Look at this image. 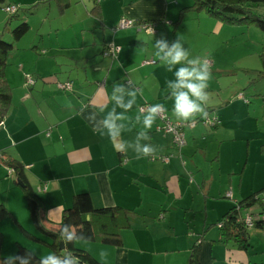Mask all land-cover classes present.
I'll use <instances>...</instances> for the list:
<instances>
[{
    "label": "crops",
    "instance_id": "crops-1",
    "mask_svg": "<svg viewBox=\"0 0 264 264\" xmlns=\"http://www.w3.org/2000/svg\"><path fill=\"white\" fill-rule=\"evenodd\" d=\"M91 1L69 0L68 8L76 6L74 14L67 28H53L51 43L39 40V46L26 49L14 44L7 56L4 77L10 105L0 121V186L12 195L4 205L25 227L33 224L22 187L4 163L13 158L41 198V224L46 229H58L63 209L80 191L90 194L94 206L119 205L130 211V226L122 230L120 246L92 240L76 243L106 264H187L194 243L200 264H264V226L248 230V243L241 247L233 238L225 239L217 225L234 202L264 188V170L253 165L248 141H264V135L251 130L242 150V139L235 141V130L219 120L213 128L197 124L187 129L186 143L177 149L171 134L155 129L157 119L145 141L157 149L155 155L137 159L133 152L147 111L141 113L138 107L163 103L168 115L172 113L166 81L156 76L160 63L153 53L147 59L149 47H139L138 37L143 36L144 22L156 21L158 30V22L165 23L173 8L171 1L178 5L181 0H100L97 12H90ZM122 15L135 24L111 32ZM212 19L213 29L222 30V23ZM109 41L120 47L116 59L101 54ZM26 73L35 78L31 86L24 83ZM65 80L72 81L69 91L55 85ZM127 80L142 95L124 112L111 93L113 84ZM100 109L123 113L118 123L124 125L122 138L131 145L126 154L117 152L86 119L90 112L97 121L102 119ZM260 197L264 199V190ZM260 236L262 242L257 240Z\"/></svg>",
    "mask_w": 264,
    "mask_h": 264
},
{
    "label": "rangeland",
    "instance_id": "rangeland-1",
    "mask_svg": "<svg viewBox=\"0 0 264 264\" xmlns=\"http://www.w3.org/2000/svg\"><path fill=\"white\" fill-rule=\"evenodd\" d=\"M88 1L92 3L91 0ZM171 2L173 8H170L165 15L163 20L165 23L158 22V30L155 28V37L159 38L163 35L171 42L179 36L191 57H200L209 61L212 79L207 89L209 94L207 108H212L210 114L216 115L220 121H223V125L227 129L232 130L233 128L235 130V141L242 139L243 150V147L246 146V137L251 135V130L257 136L264 135V77L256 78V72L261 68L259 52L264 40V32L254 25H236L222 22H220L223 26L222 30L215 31L213 29L214 20L208 14L203 10L195 11L187 7L191 5L192 0L179 1L178 5H181L182 8L187 7L184 9L182 18L176 24L166 23L167 18H170L172 22L177 20L180 13L178 10L181 6ZM17 3L20 7L17 16H10L3 9L5 5ZM67 8L61 13L56 0H6L3 6H0V37L6 41H11L12 36L9 29L13 28L21 18H24L29 28L14 43L17 47L26 49L33 47V45L39 46V40L43 41V44L51 43L55 39L53 28L56 26L60 29L67 28L76 6L72 3L71 8ZM153 23L157 24V22ZM142 30L143 36L138 37L137 43L139 47H149L150 52L147 54V59H150L151 54H155L153 39L146 28ZM64 33L61 31V34ZM157 63L160 64L156 76L164 81L172 79L173 73L167 71L158 58ZM237 97L240 100H237ZM247 99L248 104L245 103ZM169 114L171 118H174L172 113ZM248 141L253 165H257L258 171L264 170V150L262 149L264 141L259 138H251ZM11 195L12 192H3L0 186V203L5 204L3 200ZM249 208V212L258 211L256 204ZM14 216L26 230L33 232L43 240H49L48 236L37 231L31 222L29 227H25L21 219L16 215ZM250 229L259 228L253 226ZM0 231L3 235L2 256L14 253L16 242L27 248H38L37 256L51 251L46 245L24 237L9 217L0 220ZM261 237H257L259 242H262ZM256 258L255 260H257Z\"/></svg>",
    "mask_w": 264,
    "mask_h": 264
},
{
    "label": "trees",
    "instance_id": "trees-1",
    "mask_svg": "<svg viewBox=\"0 0 264 264\" xmlns=\"http://www.w3.org/2000/svg\"><path fill=\"white\" fill-rule=\"evenodd\" d=\"M5 1L6 0H0V6H3ZM99 1L100 0H93L94 6L90 10V12L98 11L97 3ZM56 2L59 5L60 12L64 11L69 6V0H56ZM9 5H16L17 7L16 11L13 13H9V15L17 16L18 10L20 9L19 3L5 5L3 9ZM187 7H190L195 11L203 10L210 17L222 23L236 25H254L264 32V0H192L191 5ZM187 7L180 9L179 17L177 20L172 22L173 24H176L182 18L184 9H187ZM122 17L128 16H120L118 21L110 27L111 32H113L112 29L116 27L117 23ZM149 22L150 21L144 23ZM28 28L29 25L27 21H25L24 18H21L13 28L9 29V32L12 36L11 41H6L2 37H0V121L10 105V87L4 77V66L6 64V59L9 52L14 48V43L27 32ZM109 42L104 45L101 52L102 55ZM117 55L118 53L115 57L103 56L116 59ZM259 58L261 62V68L257 70L256 78L264 77V40L260 48ZM4 163L8 167H12L14 169V174L16 175L15 184L19 185L17 183L18 180L23 182V185L21 187L26 199L28 212L34 228L40 233L48 236L49 240H43L36 236L33 232L26 230L18 222L16 217L2 203H0V220L7 217L11 218L24 237L46 245L51 251L62 253L63 251L72 250L81 258L83 264H106L96 259L90 252H88L83 247L76 245V243L67 244L66 246L63 243V248L60 249V225L61 223H67L71 225L81 226L83 232L90 238V240L97 241L103 244L120 246L122 244L121 232L124 228L130 226V211L128 209L119 205L94 206L91 201L90 194L87 191H80L76 192L73 195L71 204L63 209L58 229L56 231L46 229L41 224V198L38 192H36L27 182L22 165L16 162L13 158L6 159ZM263 190L264 188L253 191L252 193H250V195L238 201L236 204H233V206L223 215L222 219L220 220L221 227H218L225 239L233 238L241 247H246L248 243L249 228L245 227L243 224V210L255 204L258 206V209L263 207L264 203L260 197V193ZM86 213H91V222L85 219ZM253 226L263 227L264 223L256 221ZM2 241L3 235L0 231V257H3L1 255ZM196 245V243L192 245L187 264H200L197 258L198 246ZM29 248L16 242L14 252L23 251L26 249L32 250L31 248Z\"/></svg>",
    "mask_w": 264,
    "mask_h": 264
},
{
    "label": "clouds",
    "instance_id": "clouds-1",
    "mask_svg": "<svg viewBox=\"0 0 264 264\" xmlns=\"http://www.w3.org/2000/svg\"><path fill=\"white\" fill-rule=\"evenodd\" d=\"M148 32L153 39L155 56L166 67L167 71L173 73V78L166 81V87L172 100L171 111L174 117L183 123L193 125L197 117L207 118L206 106L209 100L207 89L212 79V69L208 60L191 57L179 36L169 42L163 35L156 38L152 27L148 29ZM101 90L103 91V89ZM138 94L142 95V92L131 81L115 83L112 87L111 99L124 112H128L136 103ZM85 107L87 108L89 105H85ZM146 107L147 111L142 117V130L135 137L133 152L136 153L137 159L155 155L157 149L152 144L145 143V141L150 140L148 131L152 129L158 118L169 111L163 103L148 104ZM100 112L103 113V118L99 121L96 120L94 112H90L86 119L97 133L108 137L117 152L126 154L131 145L122 138L124 125L118 123L124 119L123 113L118 114L115 109L107 111L100 109ZM136 119L140 120L141 117L137 115ZM85 219L91 222V213H86ZM59 236L65 246L75 243H90V238L83 232L81 226L77 225L61 223ZM104 256L106 259L108 252H104ZM0 264H83V261L72 250L62 253L49 251L47 254L38 257L35 250L26 249L0 257Z\"/></svg>",
    "mask_w": 264,
    "mask_h": 264
},
{
    "label": "built area",
    "instance_id": "built-area-1",
    "mask_svg": "<svg viewBox=\"0 0 264 264\" xmlns=\"http://www.w3.org/2000/svg\"><path fill=\"white\" fill-rule=\"evenodd\" d=\"M16 5H9L6 6L4 9L5 11H7L8 13H13L16 11ZM134 20L132 18H128V17H122L119 22L117 23L116 27H114L112 30L113 32H115L117 29H123V28H127L129 26H131L132 24H134ZM155 26L156 24L153 22H149V23H144L142 25V28H146V30L148 31V29L150 27H152L155 31ZM120 47L119 45H116L113 42H109L106 46V49L103 51V55L104 56H112L115 57L116 54L119 52ZM153 63L154 60H145L144 63ZM209 62V61H208ZM129 82V80L126 81V83ZM24 83L27 86H31L35 83V78L32 74L30 73H26L25 74V80ZM55 85L58 89L60 90H64V91H69L72 89V81L71 80H65V81H56ZM149 103H143L138 107L139 112L143 113L147 110V105ZM197 124H201L207 128L216 126L219 124V118L216 115H211L210 112H208V116L207 118H201V117H197V120L195 122V124H188V123H183L177 119H173L171 118L168 113L161 116L160 118H158V123L155 126V129L157 131H160L161 133H169L172 135V143L173 146L177 149H180L185 143H186V130L187 129H192L194 128ZM161 158L164 161L168 160V156H161ZM9 174H13L14 173V169L12 167H8L7 169ZM190 181L192 180V178L190 177L189 179ZM227 196L231 197V193L227 192L226 193ZM261 200L264 203V199L261 198ZM237 202H234V204H236ZM250 209L245 208L243 210V224L245 227L251 228L254 223L256 221H260L262 223H264V204L263 207H261L260 209H258V211L256 212H249ZM217 225L219 227H221V223H217Z\"/></svg>",
    "mask_w": 264,
    "mask_h": 264
},
{
    "label": "water",
    "instance_id": "water-1",
    "mask_svg": "<svg viewBox=\"0 0 264 264\" xmlns=\"http://www.w3.org/2000/svg\"><path fill=\"white\" fill-rule=\"evenodd\" d=\"M17 183H18L19 185H21V186L23 185V182L20 181V180H18ZM59 247H60V249L63 248V243H62V242L59 243Z\"/></svg>",
    "mask_w": 264,
    "mask_h": 264
}]
</instances>
